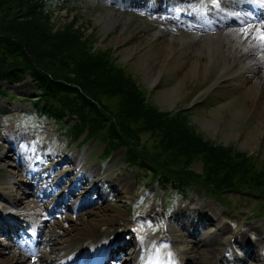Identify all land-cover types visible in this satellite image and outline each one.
Segmentation results:
<instances>
[{"label": "rangeland", "instance_id": "obj_1", "mask_svg": "<svg viewBox=\"0 0 264 264\" xmlns=\"http://www.w3.org/2000/svg\"><path fill=\"white\" fill-rule=\"evenodd\" d=\"M248 1L250 6L241 7L250 12L257 0ZM258 1L264 4V0ZM137 2L140 6L130 9L118 0H69L68 7L52 8V20L61 26L74 18L86 34L94 31L96 47L112 48L117 61L129 66L138 83L150 89V100L160 110L192 111L189 123L204 139L235 145L263 159L264 97L258 92L253 102L240 99L249 85L257 87L260 81L254 74L255 62H261L256 69L264 68V46L238 55V49L225 50L197 38L229 31L230 26L199 32L177 20L181 8L192 10L195 20L208 28L232 18L236 6H229L226 0ZM164 3H168V13L162 10ZM241 16L237 18L244 21V14ZM157 21L164 25H155ZM223 38L225 44L227 36ZM256 46L260 45L253 49ZM129 48L132 53H127ZM147 51L158 52L157 60H164L155 83L150 76H157L156 66L141 64ZM189 60L194 61L196 74L188 68ZM0 86L8 91H0L1 260L9 256L4 247L20 243L37 248L44 264H68L82 248L97 247L104 252L106 246H114L110 264H160L165 259L169 264L174 254L183 257V264H193L212 245L211 264H264V257L263 262L257 257L244 263L243 247L236 244L231 248L230 244L232 237H238L244 245H253L257 256L264 255V217L254 215L259 197L230 192L231 204L225 205L197 189L187 198L169 200L168 188L150 184L126 164L124 148L104 156V140L94 137L78 144L63 124L34 111L29 100L37 98L38 90L29 75L17 84L0 80ZM163 92L171 94L170 102L161 99ZM75 121L70 120L71 124ZM153 143L147 140L148 146ZM193 168L201 171L202 165L195 162ZM78 177L87 183L71 194ZM91 219L101 234L94 246L67 252L77 229L87 227L83 222ZM196 221L199 229L194 231ZM49 236L50 242L46 240ZM228 250L234 251L236 262L229 260ZM223 256L225 262L220 260Z\"/></svg>", "mask_w": 264, "mask_h": 264}, {"label": "trees", "instance_id": "obj_2", "mask_svg": "<svg viewBox=\"0 0 264 264\" xmlns=\"http://www.w3.org/2000/svg\"><path fill=\"white\" fill-rule=\"evenodd\" d=\"M54 6L68 7L69 0H0V80L19 83L29 75L38 110L65 125L73 140L86 132L84 140L106 142V153L124 148L132 167L173 195L202 188L224 201L229 191L264 192V166L254 169L247 153L204 139L188 111L160 110L112 48L96 47L94 31L86 34L74 18L57 25Z\"/></svg>", "mask_w": 264, "mask_h": 264}, {"label": "bare ground", "instance_id": "obj_3", "mask_svg": "<svg viewBox=\"0 0 264 264\" xmlns=\"http://www.w3.org/2000/svg\"><path fill=\"white\" fill-rule=\"evenodd\" d=\"M227 3H229V6L235 7V5L241 4L243 2H245L244 0H226ZM119 5H122L123 7H129L130 9H134L135 7L140 6L141 2H137V0H118ZM261 16H263L264 18V13L262 12ZM155 25H164L162 22H155ZM236 25L237 23H235L233 18H229L227 20H222V22H220L219 24H216L214 29H216L217 27L221 26L220 28H224L226 26H230L231 30L227 31H221L218 33H214V35H212L211 37H208L206 35H201L197 38H199L201 41L204 40H208L210 41L211 44L217 45V46H221V47H225V50H227L228 48H233V49H238L237 50V54L238 55H244L245 53L243 51H252L255 50L257 48L263 47L264 46V42H261V40L259 39V35L260 32L264 31V26L262 25H255V26H247L246 28H233V26ZM264 25V23H263ZM204 29H207L204 27ZM236 29V30H235ZM224 36H227V41L224 44ZM222 38V42L221 41ZM254 45H260L259 47L256 46L253 49ZM128 51L130 53L133 52L132 49H127V53ZM159 53H154L151 51H147L142 55V59H141V64L143 65H150L152 67L156 66V75L154 76L151 75V79L153 81V83H155L154 81H156L158 79V74L160 72V69L163 70L165 64H164V60H157ZM179 66L180 63H177ZM188 68L190 70H192L193 74L197 73V68H195V64L194 61L189 60L188 62ZM203 66V64H202ZM201 66V67H202ZM200 67V69H201ZM258 68V67H256ZM255 68V69H256ZM161 70V72H162ZM255 75H257V80L259 81V83L256 85H249V87H247V91L245 93V95H242L241 97V101H245L246 99L250 102H253L256 100L257 97V93L260 92V95L264 97V68L262 69H256V71L254 72ZM254 75V76H255ZM154 77V78H153ZM157 77V78H155ZM245 79H243V82H245ZM161 99L165 102H170L171 100V94L169 92H163ZM50 176H52V174H50ZM68 177H64L63 179H66ZM102 181V180H101ZM60 182V180H59ZM87 182H82L81 179L79 178L73 185L71 192L69 191V193L71 194H75L76 193V189L77 188H81L83 184H85ZM95 187H93L94 189ZM101 194V193H100ZM119 197V195L117 196ZM109 206V205H107ZM40 211V210H37ZM206 217V215H205ZM88 223V226L81 229L78 228L77 232L75 235H73L71 241H70V245L69 247L66 249L67 252H71L72 250L76 249L77 247H81V246H87V245H92L94 246V244L96 243V241L98 240V237L101 236L100 232H98L96 230V227H94L95 225V220L91 219V220H85V222H83V224ZM47 241H52V238L49 236L46 238ZM240 246H244V243L241 242L240 240H237L236 244H238ZM209 244V243H208ZM4 249H8L9 251V256L6 257L5 260H1L0 259V263H4L5 261L11 262V261H21L23 259V261L20 264H44L46 262L45 258L42 256V254H40L39 250L37 248H29L26 245L17 243L12 247H4ZM215 247L210 245L209 248L206 249V253L200 254L199 255V259H194L192 261L193 264H211L210 262V258L212 256V253L214 252ZM20 250L18 255L16 254V251ZM45 250V249H44ZM90 250V248H82L79 252L78 255H75L74 257L77 258L79 260V264L82 263H91L90 259H85V260H81L83 257L82 255H85L88 251ZM250 259H257V254L255 253V251L252 248H249L247 250ZM199 253V252H197ZM47 256L52 257L51 254H46ZM175 255V254H174ZM49 257V258H50ZM177 257V256H176ZM263 257V255L261 254L259 256L258 260H261ZM214 259V256L212 257ZM182 259L183 257L178 261V262H172L171 264H182ZM168 263L167 259L163 260L161 264H166Z\"/></svg>", "mask_w": 264, "mask_h": 264}, {"label": "snow or ice", "instance_id": "obj_4", "mask_svg": "<svg viewBox=\"0 0 264 264\" xmlns=\"http://www.w3.org/2000/svg\"><path fill=\"white\" fill-rule=\"evenodd\" d=\"M259 39L264 42V31L260 32Z\"/></svg>", "mask_w": 264, "mask_h": 264}]
</instances>
